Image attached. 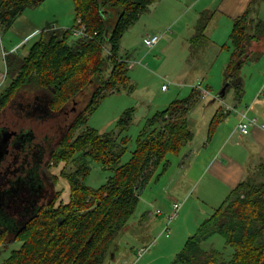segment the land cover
Wrapping results in <instances>:
<instances>
[{
  "label": "trees",
  "instance_id": "trees-1",
  "mask_svg": "<svg viewBox=\"0 0 264 264\" xmlns=\"http://www.w3.org/2000/svg\"><path fill=\"white\" fill-rule=\"evenodd\" d=\"M44 1L0 0V27L9 29L25 9ZM72 1L74 21L70 28L47 25L25 53L7 56L5 78L9 84L0 93V110L28 86L47 93V109L59 111L89 87L93 104L100 93L119 92L125 84L126 62L119 57L121 39L158 0ZM110 8L115 10L114 22L107 17ZM249 13L233 21L229 35L233 53L225 82L234 88L236 99L243 91L237 79L247 45L264 37V23L254 22ZM210 18L208 13L199 17L190 40L193 49L206 42ZM74 26L84 29L83 36L75 40L70 30ZM107 66L110 69L105 75ZM192 97L193 91L149 120L153 129L139 133L135 150L125 164H121V158L127 151V140L87 126L85 116L90 104L63 136L54 155L73 165V170L63 176L68 183V199L36 212L24 222L13 235L19 248L12 250L2 264H105L109 247L134 217L141 182L144 184L167 154H178L191 142L193 134L183 113ZM126 121L123 117L117 125L126 127ZM83 125V134L71 140ZM92 162L112 173L95 189L84 182ZM259 174L261 180L246 178L230 191L215 213L187 238L172 264H264V169H259ZM216 234L224 239L225 248L231 249L229 255L203 245Z\"/></svg>",
  "mask_w": 264,
  "mask_h": 264
},
{
  "label": "rangeland",
  "instance_id": "rangeland-1",
  "mask_svg": "<svg viewBox=\"0 0 264 264\" xmlns=\"http://www.w3.org/2000/svg\"><path fill=\"white\" fill-rule=\"evenodd\" d=\"M192 1L158 0L153 3L121 39L119 57L126 62L127 70L125 84L120 88V91L106 90L98 95L95 103L91 104L92 88L89 87L77 98L81 99L77 106L78 110L85 111L92 105L85 116L87 126L100 133H112L118 139L127 140V151L121 158V164H125L135 150L137 136L146 128L147 119L168 108L175 100L191 96L193 91V97L187 104V112L183 113L184 117L187 116L189 129L194 133L193 146L185 147V150L182 149L179 154H168L156 167L157 169L155 168L151 177L144 180L143 185L141 182L142 186L138 189L140 200L137 210L133 219L128 222L130 226L135 222L136 217L145 215L147 212L150 217H153L156 215L154 212L159 210L161 215H156L154 219L159 216L161 225L151 236L149 233V237L148 235L145 237L147 232L144 229L134 230L131 226L127 230L123 229L108 249L106 255L108 264H124L126 260H128V264H172L174 254L181 250L187 238L196 233L200 224L215 213L227 195L223 186L216 183L204 171L206 158L212 149L202 150L200 148L202 140L207 138L209 122L214 113L217 110H225L226 104L230 103L228 99L234 93V88L229 86L226 89L224 101L218 98V94L225 86V67L233 53L229 39L232 25L226 23L225 16H220V12L223 10L221 0H199L195 4ZM249 10L253 14L256 11L259 12L258 20L264 22V0H253ZM203 13H213L215 23L221 17L222 20L216 24L213 31L221 45L216 47L207 43L202 49L199 48L198 53L196 52V55L192 57L191 54L194 50L187 47L185 37L195 33V26ZM107 17L110 22H114L115 10L110 8L107 11ZM73 21L74 5L72 0H45L39 6L25 9L9 29L0 27V93L9 84V79H6L4 74L7 56L10 53H16L10 51L13 45L22 42V45L15 51L18 50L19 54H23L38 39L39 33L47 25L55 29H67L73 25ZM77 23L79 24V21ZM35 27L39 30L35 35L28 37L25 42L23 39ZM80 28V26H74L70 29L73 40L83 36L74 34V31ZM151 35L159 36L160 41L153 48H147L143 44V38ZM258 40L248 43L246 51L249 52L248 50L254 44L263 47L264 38ZM9 41L13 43L10 44ZM109 69L110 66H107L105 75H108ZM263 70L264 52L246 56L238 75L246 83L243 96L256 90L258 83L264 77ZM162 86H165L166 89H162ZM95 87L97 85L93 89ZM34 90L28 86L20 90L18 95L26 97ZM205 93L206 95L203 96ZM13 101L15 102L16 98ZM17 103L19 102L17 101ZM240 106L237 107L238 110ZM15 109H17V104L14 105ZM123 117L127 120L126 127L117 125ZM235 117V114H230L226 119L236 120ZM17 122L25 127L33 126L35 131L40 132L51 126L53 120L42 124L18 121L14 111L9 110L8 106L0 110V127L6 129L9 126L13 130H17ZM236 123L237 121L234 124ZM85 127L86 125H83L78 128L71 140H75V137L83 134ZM234 127L235 125L231 126V130H234ZM226 128L227 126L224 127V129ZM218 131L217 128H212L209 134V143L214 144L216 138L222 134H219ZM236 133L235 137H238V131ZM213 136L214 138L211 140ZM106 149L104 148L105 151ZM188 149L193 153L189 160L182 165L180 163L181 155ZM55 161L58 163L55 171L60 176L56 188L60 191V200L66 201L69 190L68 183L63 176L73 170V165H67L59 159H55ZM166 163L167 166H165ZM90 166V173L84 182L86 186L95 189L105 184L112 173L109 170H103L96 162H92ZM150 170L151 168L146 173L148 174ZM174 202L181 203L182 208L178 217L169 225V238H165L159 233L166 222V215L171 213ZM148 219L147 222L150 221ZM141 240L144 241L136 242ZM154 240L156 241L146 254L147 257L136 259V250L139 248L136 244L149 245ZM203 245L209 249L223 251L225 255L231 253L230 248H225L224 239L217 234L210 236ZM19 246L18 241L4 246L0 240V264L6 260L12 250L18 249Z\"/></svg>",
  "mask_w": 264,
  "mask_h": 264
},
{
  "label": "flooded vegetation",
  "instance_id": "flooded-vegetation-1",
  "mask_svg": "<svg viewBox=\"0 0 264 264\" xmlns=\"http://www.w3.org/2000/svg\"><path fill=\"white\" fill-rule=\"evenodd\" d=\"M49 97L35 89L26 97L18 95L16 103L12 100L8 107L18 121L42 124L53 120L51 126L40 132L18 122L17 130L0 127V240L4 246L15 241L13 235L17 229L36 212L60 200L61 194L56 188L60 176L55 171L58 163L54 155L63 136L84 111L77 108L81 100L78 97L70 106L50 111L47 109ZM5 135L7 145L2 149Z\"/></svg>",
  "mask_w": 264,
  "mask_h": 264
},
{
  "label": "crops",
  "instance_id": "crops-1",
  "mask_svg": "<svg viewBox=\"0 0 264 264\" xmlns=\"http://www.w3.org/2000/svg\"><path fill=\"white\" fill-rule=\"evenodd\" d=\"M197 1H199V0H193L192 2H193V4H195ZM221 1H222L221 7L223 6V10L220 12V16H222V17L225 16L226 23L228 22V24L232 25L233 21L236 18L243 15L246 11L249 10L250 3L253 0H221ZM249 14H250L249 16H252L251 18H252V20H254V22H256V21L263 22L262 20H258L259 12L256 11L253 14L252 11H250ZM213 15L214 14L212 13L210 21L208 23V26L205 30L206 42L201 45L200 49L205 47L207 45V43L210 45H214L216 47L221 45L220 42L218 41V38L215 36L213 31H214V28L216 27V24H219L220 20H222V19L220 17L219 19H217L218 20L217 23H215ZM36 28L37 27H35L32 31H30L29 32L30 34L27 33L28 35L25 36L26 38H24L23 40L25 41L26 39H28V37L35 35L37 33V31L39 30ZM194 34L195 33H193L189 37H185L186 45L188 48H191V50L193 48L190 46V40L194 36ZM181 37L183 38L184 36H181ZM261 39H262V37H261ZM159 41H160V39H159ZM12 43L13 42H10V44H12ZM20 45H22V42H20V43L17 42L15 45H13L10 48V51L17 52L18 50L17 51H15V50ZM193 50L194 51L191 54L192 57H194L196 55L195 54L196 52L198 53L197 50H199V49H193ZM248 51L249 52H247V55L257 53V52H261V51L264 52V46L262 47L261 45L258 46L257 44H254ZM227 66H228V64H227ZM227 66L225 67V72H226ZM263 74H264V70H263ZM225 77H226V75H225ZM263 79H264V77H263ZM263 79L260 81V83H258L256 90H254L249 95L243 96L244 92L242 91L241 97L239 99H236L235 91H234V93L231 95L230 99H228V102H230L231 104L227 103L225 110H221V111L217 110L214 113L212 119L209 122V131H208L209 133L207 134V138L206 139L204 138L202 140L201 148L198 147V150H200V149L204 150L207 148L212 149L206 158L207 161L205 164L204 171H206V173L216 183L223 186L224 190H226L227 195H229L230 191L232 189H234L238 185V183H240L242 180H244L246 178H252L256 181L261 180L262 175L260 176L259 169H264V128L260 127V124L264 125V80ZM237 80L240 83V85L242 86V88L244 89V87H246V83L244 82V80L241 79L240 77H238ZM191 95H192V93H191ZM222 100L224 101V98ZM238 106H240L239 110L237 108ZM245 107H250L249 115H250V117H254L257 120L258 125L251 126L249 128V132L246 135H242L238 132L239 133L238 137H235V135L237 134L236 133L237 132L236 125L239 121V113ZM234 110H235V112H234ZM157 113H160V112H157ZM157 113H155L152 116V118L154 116H156ZM230 114H235L236 120H227L226 117ZM152 118L147 119V122L145 124L146 130L147 129H150V130L153 129V128H151L152 125L149 123L150 122L149 120H152ZM184 118L186 119L187 116ZM235 121H237L236 124H234ZM186 122H187V119H186ZM233 125H235V127H234L235 131L231 130V126H233ZM225 126H227L226 129H224ZM212 128L213 129L217 128V130H219L218 133L219 134L222 133L220 136H218L216 138L214 144L212 142L209 143L210 140H208L210 138L209 134H210ZM188 129H189V127H188ZM192 134H193V138H192L191 142L188 144H185L182 147V149L185 150V147L193 146L194 133L192 132ZM213 138H214V136L212 137L211 140H213ZM192 153L193 152H190L189 149L187 151H184V153L181 155L180 163L182 165H184V162L189 160V157L191 156ZM165 157H164V159H165ZM158 165H160V163ZM165 166H167V164ZM154 171H155V169L152 170L149 177H151V175ZM141 186H140V188H141ZM227 195H226V197H227ZM155 216L150 217L149 213L147 212L145 215H140L139 217H136L135 222H133V224L130 226L133 227L134 230L139 229V228L144 229L147 232V233H145V237L147 235L149 237V233L151 236V234L157 228H159L161 225V224H159L161 222L159 216H157V218L154 219ZM147 217L148 218L150 217V218L148 219ZM147 219L150 221L147 222ZM129 224L126 225L124 230L129 229V227H130ZM151 226H153V227L151 228ZM159 235L164 236V234H162V229H161V232L159 233ZM165 238H169V237H165ZM142 241H144V240L136 241V242L140 243ZM155 241L156 240H154L150 244L153 245ZM138 243L136 244L137 247H142V246L148 245V244H138ZM150 255H151V253H150ZM175 255L176 254H174V256ZM145 257H147L146 254L142 258H145ZM142 258H140V259H142ZM106 261L107 260H105V264H108ZM135 262H137V261H135ZM124 264H128V260H126L124 262Z\"/></svg>",
  "mask_w": 264,
  "mask_h": 264
},
{
  "label": "built area",
  "instance_id": "built-area-1",
  "mask_svg": "<svg viewBox=\"0 0 264 264\" xmlns=\"http://www.w3.org/2000/svg\"><path fill=\"white\" fill-rule=\"evenodd\" d=\"M83 31H84V29L81 27L79 30L74 31V34L83 35ZM159 39H160V37L157 35L147 36V37L143 38V44L147 48H152L159 42ZM162 89L165 90L166 87L162 86ZM205 95H206V93L203 96H205ZM249 111H250V107H245L239 113V121L236 125V130L242 135H246L249 132V128L251 126L258 125L257 120L254 117L249 116ZM234 112H235V110H234ZM260 127L264 128V125L260 124ZM181 208H182L181 203L174 202L172 204L171 213H170V215H166V217H165L166 222L162 228V234H164L165 237H169V231H170L169 225L173 220H175L178 217ZM154 213L156 215H161L159 210H156ZM151 246H152V244L137 248L136 259H140L145 254H147L149 252Z\"/></svg>",
  "mask_w": 264,
  "mask_h": 264
},
{
  "label": "water",
  "instance_id": "water-1",
  "mask_svg": "<svg viewBox=\"0 0 264 264\" xmlns=\"http://www.w3.org/2000/svg\"><path fill=\"white\" fill-rule=\"evenodd\" d=\"M106 34H107V32H106ZM229 77H231V76H229ZM229 87V82H226L225 83V86H224V88L220 91V93L218 94V98L219 99H223L224 98V96H225V94H226V89ZM6 137V135L4 136V138ZM7 139H8V136L3 140V142H2V145H1V148L2 149H5L6 148V145H7Z\"/></svg>",
  "mask_w": 264,
  "mask_h": 264
}]
</instances>
